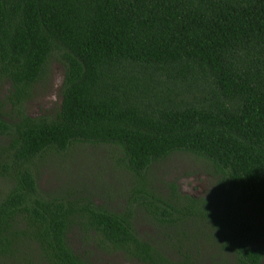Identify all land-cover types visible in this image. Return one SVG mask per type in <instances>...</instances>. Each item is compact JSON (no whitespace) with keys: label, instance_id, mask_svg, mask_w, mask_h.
I'll use <instances>...</instances> for the list:
<instances>
[{"label":"trees","instance_id":"trees-1","mask_svg":"<svg viewBox=\"0 0 264 264\" xmlns=\"http://www.w3.org/2000/svg\"><path fill=\"white\" fill-rule=\"evenodd\" d=\"M52 61L59 109L30 117L23 105ZM0 79V264H91V246L138 264H201L189 245L210 240L230 254L224 264H260L264 0H0ZM75 143L119 154L129 185L116 211L93 190L38 188L37 163ZM174 152L200 159L206 194L152 181ZM135 211L159 235L140 236Z\"/></svg>","mask_w":264,"mask_h":264},{"label":"rangeland","instance_id":"rangeland-1","mask_svg":"<svg viewBox=\"0 0 264 264\" xmlns=\"http://www.w3.org/2000/svg\"><path fill=\"white\" fill-rule=\"evenodd\" d=\"M48 70L47 76L33 86L30 97L23 105L25 113L30 117L53 118L59 109L63 67L56 61H52L49 63ZM8 87V81L0 79V100H4ZM118 156L116 151L106 145L75 143L65 155L61 156L62 158L58 155L46 156L37 163L35 170L37 186L46 194L93 190V200L96 203L105 204L114 209L118 202H124L120 196L116 197V195H120L121 188L129 185V175L122 170ZM200 163V159L191 154L174 152L151 166L152 181L165 185L173 182L181 193L196 191L199 195L206 194L210 187V180L201 172ZM2 185L0 176V190ZM166 187H162L160 193H164ZM116 209L118 208L114 210ZM133 222L140 236L155 238V235H159L157 228L153 227L139 211H135ZM193 229L196 230L194 227ZM210 241L211 243L200 241L193 243L189 245L188 252L201 264H224L222 257L228 260L230 254L216 252L217 249L212 240ZM70 242L77 250L82 247L79 246L74 234ZM85 250H90L88 257L91 264H138L120 253H101L94 246L86 247ZM260 264H264V258Z\"/></svg>","mask_w":264,"mask_h":264}]
</instances>
